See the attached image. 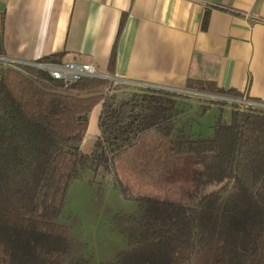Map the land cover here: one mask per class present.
I'll return each mask as SVG.
<instances>
[{
	"label": "trees",
	"instance_id": "trees-1",
	"mask_svg": "<svg viewBox=\"0 0 264 264\" xmlns=\"http://www.w3.org/2000/svg\"><path fill=\"white\" fill-rule=\"evenodd\" d=\"M63 54L39 61L61 63ZM23 68L0 65V254L7 264H66L71 230L59 217L71 183L87 169L113 172L115 155L151 129L170 137L179 94L145 88L127 95L102 77L65 85ZM189 89L240 96L209 81ZM98 105L99 132L85 152ZM232 106L230 120L219 117L212 137L191 139L179 130L174 150L193 154L200 167L192 171L193 189L179 201L132 195L138 215L120 216L130 224V248L102 264H196L205 257L208 264H264V109Z\"/></svg>",
	"mask_w": 264,
	"mask_h": 264
},
{
	"label": "crops",
	"instance_id": "crops-1",
	"mask_svg": "<svg viewBox=\"0 0 264 264\" xmlns=\"http://www.w3.org/2000/svg\"><path fill=\"white\" fill-rule=\"evenodd\" d=\"M60 52L120 86L179 94V133L184 118L233 108L193 83L264 102V0H0L1 56L35 62Z\"/></svg>",
	"mask_w": 264,
	"mask_h": 264
},
{
	"label": "rangeland",
	"instance_id": "rangeland-1",
	"mask_svg": "<svg viewBox=\"0 0 264 264\" xmlns=\"http://www.w3.org/2000/svg\"><path fill=\"white\" fill-rule=\"evenodd\" d=\"M133 89L126 85L122 92L130 95L144 90L138 87L135 91ZM194 97L196 100L199 97L210 98ZM99 106L91 113L82 146L85 152H91L94 148ZM224 107V111H218L212 106L203 116L184 118L181 130H185L191 139L212 137L216 113L223 115V120H230L232 107L230 104ZM176 134L167 137L159 131L149 130L142 134L136 144L115 155L113 172L104 168L87 169L82 178L71 183L63 213L59 217V221L71 230L66 264H73L80 258H90V264H102L114 261L122 250L130 248L125 236L130 224L120 216L138 215V202L130 198L132 195L179 201L193 189L192 171L200 167L194 164L193 154H181L174 150ZM122 185L128 189L130 196L124 194ZM136 223L134 221L132 224ZM195 263L208 264L210 261L205 257ZM0 264H7L1 254Z\"/></svg>",
	"mask_w": 264,
	"mask_h": 264
},
{
	"label": "built area",
	"instance_id": "built-area-1",
	"mask_svg": "<svg viewBox=\"0 0 264 264\" xmlns=\"http://www.w3.org/2000/svg\"><path fill=\"white\" fill-rule=\"evenodd\" d=\"M0 65L5 66H12L15 69L23 70L24 66L34 67L41 71L46 72L49 74L50 77L53 79L61 80L64 82L65 85H70L71 83L75 82L76 80L83 78V77H102V78H109L114 82H118L117 79L108 76L107 74L100 71V69L91 64L85 62H77L74 60H64L61 63H52V62H42V61H20L17 59L6 58L0 55ZM212 94V93H208ZM217 99H227L231 101L232 105L235 104L240 109H257L261 110L264 109V102L255 101L249 99L246 95L239 96V97H232L227 95H219L213 94Z\"/></svg>",
	"mask_w": 264,
	"mask_h": 264
}]
</instances>
